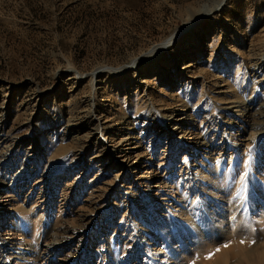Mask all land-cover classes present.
Instances as JSON below:
<instances>
[{
    "label": "rangeland",
    "instance_id": "374dc122",
    "mask_svg": "<svg viewBox=\"0 0 264 264\" xmlns=\"http://www.w3.org/2000/svg\"><path fill=\"white\" fill-rule=\"evenodd\" d=\"M196 12L197 25L157 58L148 57ZM98 69L104 71L92 78ZM259 111L264 0H0V161L6 160L0 163V204L11 199L6 208L14 212L0 224L21 209L36 234L30 237L36 252L50 235L72 236L37 264H151L150 253L162 264H209L221 250L230 262L235 245L196 252L189 234L169 223L175 205L156 199L162 193L156 191L172 190L179 200L178 185L188 198L176 213L205 201L211 187L196 182L185 193L177 183L185 166L201 163L193 171L211 169L223 200L240 186L245 198L264 197V126L255 141L238 137L249 136ZM140 112L174 133L158 136L142 127ZM209 124L217 131L202 148ZM125 137L132 138L128 160L113 147ZM186 145L201 147L195 153ZM229 158L228 170L216 175ZM252 202L259 207L258 199ZM30 205L36 213L23 211ZM4 244L0 236V248ZM62 253H68L64 262Z\"/></svg>",
    "mask_w": 264,
    "mask_h": 264
},
{
    "label": "bare ground",
    "instance_id": "6f19581e",
    "mask_svg": "<svg viewBox=\"0 0 264 264\" xmlns=\"http://www.w3.org/2000/svg\"><path fill=\"white\" fill-rule=\"evenodd\" d=\"M221 4H222V2H221ZM218 5H219V3L217 4V6ZM192 13H194V12H192ZM193 15H195V14H193ZM190 16H192V15H190ZM200 17H201V15H199V14L194 16V19L188 23H185L184 26L180 30L175 31L174 33H172L169 37H167L165 40H163L159 44L152 46L147 52L148 57L155 59L158 57V54L161 52V50H165L168 46H170L172 44H176L177 41L181 39V36L185 32V29H190V27H192L193 25L195 26V24L200 19ZM121 69H119V70H114V69H108L107 70L106 69V71H108L109 73H112V74H116V73H119V71ZM102 70L103 69H98V70L94 71L92 73V78H93V76H95L96 74H98ZM256 99L253 98L251 101H249V104L253 105V103ZM238 107L239 106L231 107L230 109H232V110L234 109L235 111H238ZM139 114H140L139 115L140 117H137V119L140 121L143 120L142 127H145V126L149 127L154 134H157L158 136L159 135H166L165 132L167 133V131L170 133H174L175 129L173 130L171 127H168L167 124L165 125V124L161 123L160 125H156L155 123H153V121H152L153 119L152 120L149 119L150 117L146 116L144 118L142 116L141 112ZM257 116H258L257 121L253 124H250L251 132H250L249 136L248 137H244L243 135L238 136L240 138H243L242 142H240V143L248 142V141L252 142L253 140L255 141L258 134L262 132L260 130V128L262 126H264V113L262 111L261 112L259 111ZM184 120L185 119L183 117H179L176 119V121L178 122V123L177 122L176 123L182 125L184 123ZM211 121H209V122H211ZM106 127L100 126V129L104 130V129H106ZM204 129H205V131H204L205 138L201 142L202 148L207 147L209 145V141H211V139L215 137L214 133L217 131L216 126L211 127L210 124H209V126L204 127ZM209 133H213V135H210ZM131 139L132 138H130V137H125L123 140L121 139L122 141L113 145V147L118 150V154L122 160H128L129 159L128 151L131 150ZM236 141L239 142L240 139H238ZM184 144L185 143L183 141L182 147ZM235 144H236V142H235ZM186 146L187 147L189 146L190 148L194 149L193 151L195 153L201 147V146L200 147H192L191 145H186ZM99 148H101V147H99ZM231 158L228 159V162L225 164L224 167L219 169L220 172H218V173L215 172V173H217L216 175L221 174V173H225L226 170H228L230 163L233 162ZM186 160H187L186 157H184L182 159L183 164H185ZM1 162L2 161H0V163ZM5 162H6V160L3 161L2 163H5ZM216 163L218 164L219 161H216ZM244 163H245V161H244ZM74 164L76 166H78L81 163L77 162ZM131 165H136L135 161ZM193 166H190V165L185 166L184 169L182 171H180V177H182V178L177 180V183L179 185L184 186L183 188H184L185 193L189 192L188 188H190V187H194V189L197 188L198 187L197 184H195V185L193 184L196 182H203L206 186L211 187L212 189L209 190L208 193L206 194V195H208V197H205V201H204V199L203 200L198 199L197 205L195 204L196 206L190 205L194 202V198H193L190 201L191 203L189 204L190 208L186 209V211L183 214H182V211H180V210H179L180 212L179 211L177 212L180 214H177L176 213L177 210L175 211V209L178 208V206H182L181 201H182V203H184L183 200H186L188 198V196H186L183 191L182 192L180 190L178 191V189H179L178 185L176 186V189H177V192H179V194L181 195V196L179 195V197H178L179 200H177L175 198V195H173L175 193L174 191H172V190L169 191L170 194L168 195V193H163L165 189H163V190L158 189L156 191L157 192L156 194H158V193L160 194L161 191H162V193L156 199L162 198L163 201L166 203L165 205H168V204H174L175 205V208H172L171 205L168 206L169 210L172 209V211L169 212L170 213L169 223H171V225H173L172 227H175V228L177 227V229L180 231L181 234H185V233L189 234V239L191 241H193V245H195V247L197 248V249H195V251L198 253H204L206 255L207 253H209L211 251V249H214L215 247H218L221 244H223V245H221L222 247L224 245H227V249L229 247L233 248L234 245L236 246V248H238L236 251H232V253L230 254L229 257L232 258V260L230 262L228 261L229 259H227L228 262L226 263V256H227V253H229V252H225V251L221 250V255H220L219 259L217 261H215L216 263L211 262L209 264H228V263L229 264H264V249L263 250L261 249L264 246V197H262L260 194H257V195H255L256 198H253L251 200L249 198H245V195H247L248 191L246 189H243L241 192L242 187L240 186L241 189H240V187H235L234 190L232 189L233 190L232 193L228 194L229 198L227 197L228 199L225 201L226 198L223 200L221 193H220V190H219L218 185H220L219 184L220 181H219V179H216L217 177L214 178V175L210 171L211 169L209 170L208 168H204L202 171L198 168L199 170L194 172L193 168L196 169L198 166L202 168L203 165L200 163L197 167H193ZM220 166H221V164H220ZM205 167H207V166H205ZM2 169H4V168H2ZM215 170L217 171V169H215ZM1 174H4V173H3V171L0 170V181H1V179L4 180V178H2V176H1ZM45 174L47 175L48 172ZM137 176H139V175H137ZM139 177L141 179V176H139ZM261 177H263V176H261ZM203 183H201V184H203ZM46 184H47V181H46ZM261 184H262L261 190L264 193V177L261 180ZM0 185H3V182H2V184L0 183ZM154 186H156V185H154ZM150 187H151V185L149 186V188ZM199 190H200V188H199ZM204 190H206V189H204ZM239 190H240V193L242 195L240 197H238L240 195V194L238 195ZM181 193H183V194H181ZM148 194L150 195L149 192H148ZM254 199H258V201H259L258 205L260 204L259 207L257 205H255V203H254L255 201L251 203V201H253ZM134 200H136V199L134 198ZM210 200L215 204L213 207H211V208H213L212 211H210L211 208L208 207V205L210 204L209 203ZM8 201H9V203L3 204V205L0 204V220H2V218L7 214H12V213L14 214V212L11 210L12 209L11 207H10L11 209L6 208L7 206H10L12 203L11 199ZM220 201H222L223 204L220 203ZM0 202H3V201H0ZM43 202H44L43 203L44 205L48 203L47 200H44ZM128 204H130V202ZM170 207H171V209H170ZM182 207H184V206H182ZM248 207L253 208L250 210L251 212H256V217L254 219H251V217H249L250 215H248L249 213H247V209H249ZM40 208H41V206H40ZM94 209H95V207H94ZM83 210L85 212H88V209H83ZM181 210H183V209H181ZM23 211L28 213V214L36 213L35 206H31V207L26 206V207H24ZM172 213H173V216L175 215V217H177V215L180 216L182 214L181 218L183 217L185 219L181 220V218L179 219V217L174 218L172 216ZM15 215H16V217L10 216L8 218V222L5 224L4 227L1 226V224H0V236L3 239V243H5L3 248H0V264H37L38 259L44 260L45 256L47 259L51 258L55 251L61 250V248L63 246L68 245L69 244L68 241H70V239L72 238V236H66L65 234H64L65 236H61V237L58 235L52 237L50 235V237H49L50 239L46 238L47 240L43 242V249L40 250L41 252H39V251L36 252L35 251V249H36L35 248L36 247L35 242L33 241L35 233L30 226L31 224L29 225L28 220H26V218H25V220L23 219L21 209L16 210ZM40 216H42V215H40ZM14 222H17V224ZM83 224L86 225V223H83ZM88 225H89V223H88ZM145 226H149V225H145ZM254 226H255V228L259 227V230L257 231V233L254 230ZM256 229H258V228H256ZM148 230H149L148 228L144 230L145 236L148 235ZM142 231H143V229H142ZM163 231L164 230H162V232ZM254 231H255V233H254ZM175 232H176V230H175ZM58 233L59 232H56V234H58ZM151 233H150V235H151ZM52 234L55 235L54 233H52ZM35 236H36V234H35ZM145 236H143V238ZM30 237H33V238H30ZM146 238H148V237H146ZM34 240H35V238H34ZM241 241H244V243H241ZM253 241L255 244L253 243L254 244L253 246H249L248 244L250 242H253ZM224 248H226V247H224ZM230 248H229V251H230ZM221 249H223V248H221ZM259 249H261V250H259ZM178 250L180 251V249H178ZM67 254H64V253L61 254L63 256V258L61 259L63 262L65 261ZM157 254H159V252ZM84 255H85L84 257L86 259H88V257L90 256V252L86 251V252H84ZM231 255H232V257H231ZM149 259H150L149 263H151V264H162L161 261L157 260V256L153 255L151 253L149 255ZM71 261H72V264H76L74 259ZM133 261L137 262V260H133ZM43 262L42 263L39 262V263L40 264H46V263L48 264V262H46V263H43ZM136 262H135V264H136Z\"/></svg>",
    "mask_w": 264,
    "mask_h": 264
},
{
    "label": "snow or ice",
    "instance_id": "6c2138e0",
    "mask_svg": "<svg viewBox=\"0 0 264 264\" xmlns=\"http://www.w3.org/2000/svg\"><path fill=\"white\" fill-rule=\"evenodd\" d=\"M241 182L243 183V177L241 178ZM240 193H238V195H239ZM241 243H244V241H241ZM225 247H227V245H225ZM219 249H217V251H218ZM206 259H210V258H212V254H209L208 256H206L205 257Z\"/></svg>",
    "mask_w": 264,
    "mask_h": 264
}]
</instances>
